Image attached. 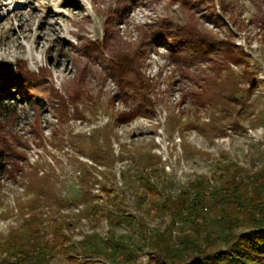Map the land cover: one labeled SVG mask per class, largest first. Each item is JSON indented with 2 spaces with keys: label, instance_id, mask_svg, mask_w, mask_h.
<instances>
[{
  "label": "rangeland",
  "instance_id": "obj_1",
  "mask_svg": "<svg viewBox=\"0 0 264 264\" xmlns=\"http://www.w3.org/2000/svg\"><path fill=\"white\" fill-rule=\"evenodd\" d=\"M115 2L117 6L129 0H0V69L39 74L40 67H47L50 74L46 76L65 99L73 92L79 94L77 110L72 105L63 110L69 117L67 122L59 121V111L53 110L58 107L57 101L37 103L42 128L38 138L30 130L34 112L30 100L24 99L27 96L22 87L9 89L11 98L5 108L13 111V117L0 114L11 120L13 129L22 135L25 145L19 150L25 154L24 170L39 165V174L49 173L55 192L69 202L77 201L84 191L93 198L90 204H69L58 210L43 205L37 209L43 230L48 232L46 239L53 244L50 264H160L148 237L137 244L135 239L140 230L138 222H142L148 230L163 232L170 242L176 240L181 224L175 223L170 233H164L172 218L159 208L167 193L174 195L178 186L199 178L209 180L210 191L219 186L220 176L222 180L227 169L240 178L252 176L257 170L264 173V121L254 118L264 113V95L257 88L250 93H236L242 99L230 104L225 117L222 113L211 115L208 107L203 108L192 97L215 88L218 74L247 81L243 64H227L218 51L182 72L166 59V47H152L143 61L142 73L151 84L154 114L122 124L113 120L126 105L117 98L119 91L114 82L104 78L100 64L83 49L86 40H94L97 35L100 39L103 16L115 7ZM192 4L184 8L174 0H136L117 28L123 39L134 42L137 26L147 30L161 25L193 26L216 41L229 40L241 47L248 56V70L264 82V0H214L210 4L192 0ZM80 78L81 90L77 87ZM256 99L258 102L251 107ZM169 115L178 116L182 122H196L199 117V124L210 116L222 132L215 133L213 127L185 129L179 124L171 128ZM109 127L114 159L110 157L108 165L102 166L81 152L78 142H86L95 131L106 132ZM60 134L63 142L55 147V138ZM98 138L104 144L100 131ZM146 180L156 189L147 188ZM169 180L171 187L166 183ZM20 183L0 170V243L21 222L17 202L30 196ZM86 207L88 212H82ZM125 215L133 216L137 224H128ZM63 220L61 230L66 238L59 240V230L52 229V224ZM85 235H96L103 241L114 235L134 254L128 259L121 255L107 257L106 247L107 254L86 258L80 250ZM0 259H6L5 264L13 260L4 253H0Z\"/></svg>",
  "mask_w": 264,
  "mask_h": 264
},
{
  "label": "trees",
  "instance_id": "obj_2",
  "mask_svg": "<svg viewBox=\"0 0 264 264\" xmlns=\"http://www.w3.org/2000/svg\"><path fill=\"white\" fill-rule=\"evenodd\" d=\"M174 1L184 8H191L193 5L192 0ZM135 2L136 0H129L127 4L117 6L115 2V7L109 9L103 16L104 33L100 39L97 35L94 40H86L83 49V53L100 64L104 78L114 82L119 91L117 98L126 105V109L115 115L114 121L122 124L137 117L154 114L153 97L150 96L151 84L146 81L142 73L143 61L146 60L152 47H166V59L182 72L188 71L198 62L206 61L207 57L216 51L227 64H243L247 81L222 73L216 75L219 81L215 84V88H210L209 92L205 90L206 92L192 94L196 103L211 110V115L222 113L225 117L230 104L242 99L241 95L238 97L236 93H250L257 88L261 95H264V82L258 81L254 72L248 70L250 69L246 61L248 56L241 47L229 40L216 41L190 25L180 28L161 25L148 30L143 26H137L134 42L123 39L117 26L125 21L132 9L130 5L135 6ZM206 2L210 4L214 0H206ZM221 10L224 11L223 5ZM262 24L264 25V20ZM111 41L114 43L112 44ZM38 73L26 70L13 73L9 68L0 69V114L13 117V111L5 108L8 99L11 98L9 89L11 87L25 89L24 95L28 98L24 99L30 100L34 112L30 130L35 138L41 137L42 129L38 102L57 101L59 108L53 110L59 111V121L67 122L69 117L67 118L63 110L72 105L76 111L79 98V94L73 92L68 99H65L46 76L50 74L49 68L40 67ZM82 84V78L78 79L79 90L82 89ZM222 88L225 90L224 93L221 91ZM257 102V99L253 101L251 107ZM76 115L81 114L76 113ZM254 118L257 121H264V113H257ZM198 119L199 117H196V122L191 120L182 122L178 116L169 115L167 123L171 128L179 124L185 129L194 127L203 130L213 127L212 131L215 133L222 132L214 126L213 117L210 119L209 116L207 122L200 124ZM12 126L11 120L0 116V170L11 180L19 179L24 193L30 196L17 202L16 211L21 222L11 229L6 240L0 243V253L12 257L10 264H50L49 253L53 251V244L46 239L48 232L43 230L37 209L43 205L58 210L69 204L74 206H78L79 203L90 204L93 198L84 191L77 201L69 202L55 192L53 188L55 183L49 173L39 174V165L24 170L22 163L26 158L19 148H22L25 142L22 135ZM99 131L104 144L99 143ZM111 131L110 127L106 132H103V129L95 131L91 139L86 142L82 139L78 142L79 150L87 153L94 163L107 166L108 161L110 162L114 157L110 145ZM62 142L63 137L60 134L55 138L53 145L58 147ZM225 171L226 173H222V180L220 176V184L217 188L212 187L208 191L211 187L209 180L199 178L186 186H178L174 195L167 193L162 199L159 204L160 211L168 213L172 218L171 225L164 233H170L171 226L175 223L181 224L174 242H170L163 232L148 230L144 223L138 222L140 230L135 244L148 237V243L159 255L160 264H264V173L262 170H257L252 176L240 178L231 170ZM166 183L169 187L172 186L170 180ZM145 184L150 190L156 189L148 180ZM84 211L88 212V208L86 207L82 212ZM123 217L128 224H137L133 216ZM63 224H65L64 220L53 221L52 224V229L59 230L60 236L57 238L59 240L66 238L61 230ZM98 239L96 235H85L80 243L84 257L107 254V248L109 250L107 257L114 258L116 255H121L122 258L128 259L134 254V250L126 242L117 239L114 235H109L104 241ZM5 260L0 259V264H5Z\"/></svg>",
  "mask_w": 264,
  "mask_h": 264
}]
</instances>
